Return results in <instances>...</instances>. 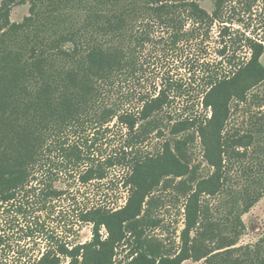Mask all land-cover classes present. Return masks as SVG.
<instances>
[{"label":"trees","instance_id":"16d2710c","mask_svg":"<svg viewBox=\"0 0 264 264\" xmlns=\"http://www.w3.org/2000/svg\"><path fill=\"white\" fill-rule=\"evenodd\" d=\"M19 5L28 16L13 23ZM235 5L264 11V0H0V212L30 199L52 209L73 191L101 190L90 203L76 200L90 241L49 236L32 264H114L123 244L122 264H264V233L239 244L242 217L264 197V40L233 29ZM214 27L218 58L201 60ZM154 50L192 52L189 83L154 72L142 90H121L144 75ZM196 82L204 115L188 102L177 108ZM151 138L162 143L144 152ZM197 142L205 175L192 161ZM117 167L127 170L117 184L127 197L111 208L100 198ZM165 192L183 203L178 244L154 234Z\"/></svg>","mask_w":264,"mask_h":264},{"label":"rangeland","instance_id":"374dc122","mask_svg":"<svg viewBox=\"0 0 264 264\" xmlns=\"http://www.w3.org/2000/svg\"><path fill=\"white\" fill-rule=\"evenodd\" d=\"M200 6L207 12L213 9L212 3L204 1ZM26 16H28V5H19L11 9L10 21L13 23H20ZM233 20V29H239L241 32H246L250 36L258 40H264V11H261L260 6H253L250 10L245 7L235 5L234 10H231L230 17ZM219 29L214 27L211 40H209L206 53H200L196 56L201 60H217L216 54L219 45H217V34ZM245 51H242L241 55ZM156 50L150 53L144 63V75L140 78L129 82L121 87L124 92L128 90H135L138 92L146 85L150 84L149 73L160 72L171 78H189L188 64L192 57V52L187 50L174 54L173 52H165V54L156 55ZM155 59V61H154ZM261 64L264 65V55L260 59ZM189 83V81H188ZM142 84V85H141ZM198 82L191 85L192 91L186 98L181 99L179 106H184L188 102V108L194 115H204L200 105V89ZM174 110V109H173ZM232 117L235 120L231 122L233 125L239 126L242 122V115L238 112ZM121 128L115 126L110 133L113 134L114 140L118 141ZM124 133V132H123ZM109 135V136H110ZM116 136V137H115ZM162 139L151 138L143 147L144 152L155 153L159 149ZM111 147H109L108 151ZM193 164L198 167L199 174L205 175L209 171L206 163L203 161L202 153L198 142L196 143L193 155ZM127 170L124 168H114L109 172V179L112 180V185H109L108 195H102L100 200L111 208H119L124 205L127 197V191L121 188L118 184L121 178L125 176ZM66 183L58 182L54 186L58 188L65 187ZM83 191V188H81ZM82 196L74 197L75 191L66 194L63 198L54 201V207L51 209L40 208L34 202H25L22 210L14 209L0 212V234L3 236V243L0 246V264H32L46 248L50 241L49 236L58 238L68 245L83 244L90 241L92 234V226L90 224L80 223L78 221V209L76 207V200L84 197L83 203H90L92 199L97 200L100 193L96 186H88L87 191H83ZM106 192V191H105ZM103 194V192H102ZM157 196L163 199L161 207L154 211V216L162 220V224L154 231L167 242L171 244L179 242V232L183 228V203L181 200L175 199L171 192L158 193ZM20 201V200H17ZM3 210V209H2ZM245 225V231L239 240L240 245L253 244L264 233V197L242 217ZM30 234V235H29ZM102 236H106L105 230L101 232ZM129 247L126 244L121 245L115 251L114 264H122L127 261ZM68 260H64L61 264H67ZM183 264H204L203 262L194 263L186 261Z\"/></svg>","mask_w":264,"mask_h":264}]
</instances>
